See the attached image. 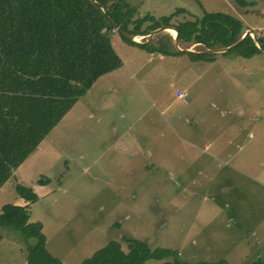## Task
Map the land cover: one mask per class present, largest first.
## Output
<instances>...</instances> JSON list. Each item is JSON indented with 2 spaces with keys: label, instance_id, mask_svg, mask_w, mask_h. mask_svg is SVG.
Listing matches in <instances>:
<instances>
[{
  "label": "rangeland",
  "instance_id": "rangeland-1",
  "mask_svg": "<svg viewBox=\"0 0 264 264\" xmlns=\"http://www.w3.org/2000/svg\"><path fill=\"white\" fill-rule=\"evenodd\" d=\"M126 1L135 19L162 22L184 10L175 25L225 13L238 17L253 39H264V0ZM115 35L120 70L95 84L0 189V213L6 204L25 203L17 185L39 191L43 199L32 204V219L44 222L49 249L71 258L67 264H81L113 240L128 252L129 238L177 250L189 263L264 261V52L250 60L235 49L213 53L215 62L197 64L204 67L199 74L189 68L182 75L183 65L161 62ZM172 35L134 41L159 44ZM175 47L206 52L199 45ZM196 75L205 86L188 88ZM188 148L200 158L180 172L189 164L176 159ZM190 150L184 154L195 157ZM42 179L51 183L45 190ZM35 243L0 228V264H22Z\"/></svg>",
  "mask_w": 264,
  "mask_h": 264
},
{
  "label": "trees",
  "instance_id": "trees-1",
  "mask_svg": "<svg viewBox=\"0 0 264 264\" xmlns=\"http://www.w3.org/2000/svg\"><path fill=\"white\" fill-rule=\"evenodd\" d=\"M95 1L0 0V189L94 84L121 68V57L112 42L115 34L150 55H187L193 61H213L216 56L182 52L175 47L173 36L162 38L159 44L137 43L123 32L145 37L165 26L178 32L180 47L199 45L206 51L227 49L246 35L243 22L225 13H206L201 19L174 25L172 20L184 10L157 22L150 16L135 19L136 9L126 0ZM147 22L152 24L144 29ZM260 38L247 35L233 49L242 58L252 59L264 52V39ZM49 183V179L39 181L41 186ZM16 193L30 205L39 201L38 194L24 185H17ZM30 217L29 205L6 204L0 213V228L16 230L27 240L35 239V245L28 249V264H66L48 251L43 224L30 222ZM127 242L128 252L113 240L81 264H146L151 260L163 264H231L224 260L189 263L177 250L152 249L132 238Z\"/></svg>",
  "mask_w": 264,
  "mask_h": 264
},
{
  "label": "crops",
  "instance_id": "crops-1",
  "mask_svg": "<svg viewBox=\"0 0 264 264\" xmlns=\"http://www.w3.org/2000/svg\"><path fill=\"white\" fill-rule=\"evenodd\" d=\"M177 35V34H176ZM116 36V35H115ZM113 37V46H114V48L116 47L115 46V42H114V39L116 38V37ZM122 44V43H121ZM117 45H119V43L117 42ZM130 46V45H129ZM134 49H137L136 47H133ZM116 49V48H115ZM124 50H126V49H124ZM172 59H174V60H172ZM159 60L161 61V62H167L166 60H168L169 62H174V64L176 65V64H181V65H183L182 67H184L183 68V70L181 71V74L183 73V71L184 70H189V68H191V69H193V72H195L196 74H199L201 71H202V69L204 68V67H197V64L198 63H205V64H207V65H210L212 62H215L216 61V59L215 60H211V61H193V60H191V59H188L189 60V62L187 61V58H184L183 56H181V57H165V56H159ZM248 60V59H247ZM250 60V59H249ZM177 66V65H176ZM120 69H118V70H116V71H114V72H112V73H110V74H108L109 76L110 75H112L113 73H115V72H117V71H119ZM183 75V74H182ZM107 75H105V76H103L102 78H100L95 84L97 85L98 84V82H100L104 77H106ZM202 81V78H200V75L198 76V75H196L193 79H192V81L187 85V87L188 88H194V87H196V86H198L200 83H202L201 84V86H203L204 85V83L203 82H201ZM94 84V85H95ZM205 86V85H204ZM94 87V86H93ZM92 87V88H93ZM92 90V89H91ZM228 95H229V93H228ZM179 99V98H178ZM168 109H170V106H167V110ZM61 124V122L59 123V125ZM58 125V126H59ZM239 129H241L242 130V132L240 133V134H242V135H244V138L246 137V135H245V133H243V126L242 127H240L239 126ZM186 132V131H185ZM51 134V133H50ZM251 136V135H250ZM160 145H162V144H160ZM178 148L177 147H175V150H174V153L175 154H178V150H177ZM186 150H190L189 148L188 149H183L181 152H180V154H181V157H180V159L178 160V159H176L178 162H180L181 160H185V162H187L189 165H188V167L186 168V169H180L179 171L181 172L182 170L183 171H188L189 170V168H192V164H190V163H192L193 161H198L199 160V158H200V156L199 155H197V154H199L197 151H195V150H190L191 151V153H189V154H195V157H190L189 155H186V154H184V152L186 151ZM142 153H146L145 151H143ZM147 154V153H146ZM145 154V155H146ZM34 155V154H33ZM144 155V156H145ZM32 158V157H31ZM30 158V159H31ZM30 159L29 160H27L22 166H24L25 164H27L29 161H30ZM32 160V159H31ZM207 159H203V161H206ZM22 166H20V168H18L17 169V171L15 172V175H18V174H20L21 173V171H22ZM178 167H179V165H177ZM177 166H173V170H175L176 168H177ZM159 169H164L165 171H167L168 169H167V167L166 166H163V165H161V166H159ZM51 184V183H50ZM40 186V185H39ZM46 189V187L45 186H42V190H45ZM37 194H38V196H39V201L38 202H41L42 201V199H43V196L42 195H39V191H37L36 189H33ZM41 190V189H40ZM27 205V203L25 202L22 206H26ZM32 207H33V205H30L29 206V211H30V213H31V217H30V222H36V221H33V219H32ZM52 210V209H51ZM42 223V222H41ZM43 224V226H44V228H43V232H44V234H45V225H44V222L42 223ZM4 229H6V228H4ZM46 235V234H45ZM12 237H14V239L16 240V241H18L19 243H21V241H22V239L20 238V237H18V236H16V233H12ZM47 237V236H46ZM2 238H3V236H2ZM17 243V242H16ZM18 244V243H17ZM18 253L20 252V255H21V252H24V249L22 248V245L20 246V244H18ZM47 249H49V240H48V237H47ZM54 257H56V258H58L59 260H61L63 263H69L70 262V260H71V258H69V257H66V256H63V257H61V256H58L57 254H55V253H53L50 249L48 250ZM27 259H28V254L26 255V257H25V255H24V258H22L21 259V262H22V264H28V262H27Z\"/></svg>",
  "mask_w": 264,
  "mask_h": 264
},
{
  "label": "water",
  "instance_id": "water-1",
  "mask_svg": "<svg viewBox=\"0 0 264 264\" xmlns=\"http://www.w3.org/2000/svg\"><path fill=\"white\" fill-rule=\"evenodd\" d=\"M93 1L96 2L95 0H93ZM169 30H174V31H176V30L173 29V28L163 27V28H159V29L153 31L149 36H150V37H153V36H155V35H157V34L163 32V31H169ZM176 32H177V31H176ZM123 34H124L126 37H128L129 39H131V40H135V39H136L134 36H131V35H129V34L126 33V32H123ZM177 35H178V32H177ZM177 35H176V37H175V44H176V46H178ZM247 35H249V33L246 34V35L242 38V40L239 41L237 44H235V45H233V46H231V47H229V48H227V49H224V50H217V51H211V50H210V51H206L205 53H196V52L191 51V50H181V49H179V50L182 51V52H190V53H195V54L225 53V52H228L229 50L235 48V47L238 46L239 44H241V43L244 41V39L246 38Z\"/></svg>",
  "mask_w": 264,
  "mask_h": 264
},
{
  "label": "built area",
  "instance_id": "built-area-1",
  "mask_svg": "<svg viewBox=\"0 0 264 264\" xmlns=\"http://www.w3.org/2000/svg\"><path fill=\"white\" fill-rule=\"evenodd\" d=\"M254 34V32L253 31H250L249 32V35L251 36V37H253V34ZM259 36V35H258ZM177 97L179 98V99H186L187 98V95L186 94H183V93H178L177 94Z\"/></svg>",
  "mask_w": 264,
  "mask_h": 264
},
{
  "label": "bare ground",
  "instance_id": "bare-ground-1",
  "mask_svg": "<svg viewBox=\"0 0 264 264\" xmlns=\"http://www.w3.org/2000/svg\"><path fill=\"white\" fill-rule=\"evenodd\" d=\"M170 31H171V33L173 34L172 36H173V37H176L177 32L174 31V30H170ZM138 40H139V39H138Z\"/></svg>",
  "mask_w": 264,
  "mask_h": 264
}]
</instances>
